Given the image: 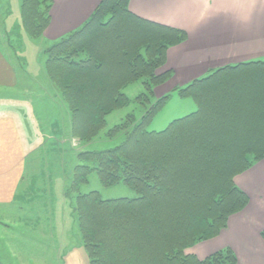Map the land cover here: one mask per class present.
<instances>
[{
  "label": "trees",
  "instance_id": "obj_1",
  "mask_svg": "<svg viewBox=\"0 0 264 264\" xmlns=\"http://www.w3.org/2000/svg\"><path fill=\"white\" fill-rule=\"evenodd\" d=\"M20 1L22 23L6 30V39L22 41L25 31L30 39L40 40L51 20L53 0ZM186 39V31L132 12L129 0H102L79 28L42 51L44 72L61 82L71 101V129L80 140L99 133L108 113L129 105L125 87L141 79L145 84L134 99L147 105L140 121L121 145L79 153L81 161L94 165L78 164L65 193L70 200L71 193L95 171L103 185L122 181L138 194L114 199H103L98 191L77 195L74 213L90 264H143L146 258L154 264H237L231 248L204 259L185 249L218 236L229 217L249 203L234 177L264 158V60L214 69L180 87L176 91L191 97L196 110L174 119L163 130H149L171 97L167 93L151 102L153 87L172 76L171 71L157 75L155 70L165 64L168 49ZM22 46L20 42L19 49ZM11 51L24 67L19 50L11 47ZM240 79L248 80L244 90H252V96L257 93L256 105L233 101L229 86ZM220 96L229 103L223 104ZM236 118L240 124H234ZM228 119L225 129L230 138L224 134L215 139L213 120L224 124ZM118 127L114 129H127ZM233 128L239 134L236 137H231ZM242 137L244 143L236 146ZM214 151L220 157H213ZM166 197L173 201L170 206L163 202ZM261 236L264 239V230Z\"/></svg>",
  "mask_w": 264,
  "mask_h": 264
},
{
  "label": "crops",
  "instance_id": "obj_2",
  "mask_svg": "<svg viewBox=\"0 0 264 264\" xmlns=\"http://www.w3.org/2000/svg\"><path fill=\"white\" fill-rule=\"evenodd\" d=\"M101 1L53 0L51 20L43 37L31 39L39 53L79 28ZM20 6L21 1L17 7ZM2 7L5 6L0 3ZM6 7L10 9L11 4L7 6L6 3ZM129 8L145 19L187 32V40L169 48L167 56V64L176 70L178 78L185 80L183 83L204 75L220 62H245L264 57L243 54L251 51L246 48H264V0H129ZM6 30V23L0 22V87L12 89L20 85V80L36 79L37 76H34L36 71L32 69L33 61L27 57V50L19 51L25 59L24 67L18 64L5 42ZM230 48H236V51L230 54ZM228 54L230 56L226 58ZM4 110L7 109H0V210L3 213L0 225L20 224L18 226L31 239L34 238L31 235H38L39 224L45 222L49 225L42 232L48 231L53 239L59 241L64 231L63 202L70 188V172L64 164L68 150L63 151V147L42 150L46 145L42 146L37 134L36 137L35 134L23 135L19 125L21 114L1 112ZM49 123V126H44L48 130L41 126L39 132L47 138L54 136L56 140L55 136H60L62 130L59 119H52ZM54 125H58L56 134L55 131L53 134ZM23 126L26 127L24 122ZM65 129V137H68V124ZM33 137L37 144L32 146ZM68 161L66 158L65 163ZM235 183L248 195L249 203L242 211L229 217L227 227L218 236L195 245L190 253L203 259L221 249L231 248L237 256V264H264V239L261 236L264 230V158L238 174ZM37 200L43 203L35 208ZM13 207L19 210L15 215L8 214L6 208ZM46 207L50 211L44 216L39 215V209H43L42 214ZM13 236L5 235L4 251L0 246L3 264H22V256L29 257L30 264L35 256L46 254L43 241L40 240L39 253L32 245L14 243L11 240ZM13 239L18 238L14 236ZM6 251L11 257L5 255Z\"/></svg>",
  "mask_w": 264,
  "mask_h": 264
},
{
  "label": "rangeland",
  "instance_id": "obj_3",
  "mask_svg": "<svg viewBox=\"0 0 264 264\" xmlns=\"http://www.w3.org/2000/svg\"><path fill=\"white\" fill-rule=\"evenodd\" d=\"M0 3L5 6L0 8L1 12H4L0 14V22L5 24L6 27H8V32L12 31V27L15 26V23L21 24L22 22V16H21V6L18 8L17 5L20 4V0H0ZM11 4V8L6 7ZM8 10V11H7ZM0 12V13H1ZM16 33V28L13 29ZM70 33V32H69ZM187 33V32H186ZM8 36V33H7ZM9 37V36H8ZM188 38V34H187ZM187 40V39H186ZM185 40V41H186ZM185 41L181 42L180 44L184 43ZM6 44L8 46V49L11 50V47L15 51H20V42H23V51L26 52L27 50V57L32 59L33 61V67L32 69H35V73L37 76L36 79L34 78H26L24 81L20 80V85L16 88H3L0 87V109H7L1 112L6 113H12V114H21V120H19V125L21 127V131L23 132V135L26 133L31 134L32 136L36 137L39 140L40 143H43L42 146H45L42 150H51L53 148L60 149L63 147V151L68 152V156L66 157L68 163L66 162V158H64V164L65 167L69 170L70 174V187L72 185L74 174H75V168L78 164H88L91 167H93L94 163L91 161H81L78 157L79 153L84 151H98V150H104L113 148L116 146L121 145L126 138L128 137V134L132 131V128L137 125V123L140 121L141 116L143 115L144 111L147 110V105L142 102L139 103L136 100H134L138 95H140L144 90L145 84H143V80L141 79L139 82L131 83L127 87L123 89V93H125L130 99L131 102L129 105L117 108L110 113H108L105 116V126L97 133L95 136L92 137H86L82 140L78 139L77 137H73L72 132V123H73V108L71 105V101H69L65 95V89L64 86L61 84V82L55 77L51 79L43 70V65L46 60V55L42 52L39 53V51L36 49V45L31 41V39L25 34V31H22V41H19L16 37H9V39H6ZM26 43V44H25ZM180 44L174 45L178 46ZM172 46V47H174ZM10 47V48H9ZM171 48V47H170ZM236 48H230V54L232 52H235ZM250 49L251 51H245L243 54H248V56H255V55H264V48H246ZM169 50V49H168ZM230 54L226 55V58L230 56ZM168 56V51H167ZM253 60H264V57L262 58H254ZM249 61V60H248ZM244 61H239L235 63H223L220 62V64H214V68H210L211 70L223 68L226 66H229L231 64H239ZM166 71H171L172 76L169 80L166 82L159 84L157 86L153 87V94L150 98L151 102H154L158 98L162 97L163 95L170 93V98L167 102V104L159 111V113L154 118L151 125L148 127L149 130L154 131H160L165 129L168 124L173 121L174 119L183 117L193 111L196 110L197 105L195 101L191 97H183L179 94L177 89L180 87H185L188 83H190L192 79L189 82L183 83L182 81H185L184 79H181L177 77L176 70L167 64V59L165 64H163L161 67L157 68L155 70V73L157 75L162 74ZM178 71V70H177ZM209 70L202 76L207 75ZM104 71H101L99 74H104ZM200 76V77H202ZM199 78V77H197ZM145 79V78H144ZM148 79V78H147ZM36 80V81H35ZM34 81V83L32 82ZM248 81V80H246ZM243 80H239V82L233 83L232 86H229L233 101L237 99L238 100H244L251 101L252 104L256 105L258 98L256 97L257 93L252 96L253 92L252 90H244L243 88L245 85H248V83ZM28 82V83H26ZM39 82V83H37ZM26 83V84H25ZM257 92V91H256ZM251 93V94H249ZM255 93V91H254ZM248 97H251L249 100ZM143 101L146 102V100L143 99ZM220 101H223V104L229 103V99L223 96H220ZM219 101V102H220ZM249 104V103H247ZM259 104L256 107V110L259 109ZM238 107V104L236 105ZM72 109V110H71ZM264 114V111L262 112ZM235 115V114H234ZM261 114H258L257 117L254 119L257 121V118ZM26 116V117H25ZM59 119V124L62 127L61 135L55 136L56 140L51 137L47 138L42 132H39V128L44 126H49V122L52 119ZM230 119V118H229ZM229 119L226 123L223 124V122L219 121L216 123V120H213V123L215 124L213 127V135H215L219 138H224V134L229 137L228 131L225 129V124L229 122ZM262 120H264L263 117H261ZM58 121V120H57ZM67 121V122H66ZM23 122L25 123L26 127L23 126ZM234 124H240L239 119L233 120ZM55 124V123H54ZM66 124L69 125V132L68 137H65L66 134ZM125 125L127 126V129H116L119 128L118 126ZM115 128V129H114ZM247 128V127H246ZM25 129V130H24ZM45 130H48V127H44ZM64 129V130H63ZM38 130V131H37ZM58 130V125L53 126V134L55 131ZM112 131V132H111ZM38 132V133H37ZM49 135V134H47ZM232 135L231 137H236L239 135L237 133V129H232ZM33 137L32 140V146L37 144L36 138ZM218 139V138H217ZM35 140V141H34ZM240 142L237 141L235 144L236 146L241 145L244 143L245 138H240ZM217 141V140H215ZM209 142V139H208ZM212 142V141H211ZM209 144V143H208ZM39 145V144H38ZM41 145V144H40ZM216 151L213 152V157H220L217 156ZM216 161V160H212ZM65 171V170H64ZM237 175H235L236 177ZM234 177V181H235ZM87 182L80 185L78 188V191L76 193H71L70 200H66V194H65V201L63 202L64 207V231L62 238L57 241L56 239H53L51 235L46 232H42L43 228L48 227V223H40L39 229H38V235H31L27 236L24 231L18 226L14 225H7V226H1L0 225V246H3V251L5 250V235L6 234H13L18 239H13L14 236L11 238V240L16 244H22L25 243L27 246L32 245L35 250H37L39 253H41V246L39 243L43 241L45 245L46 254L44 256H35L32 262L30 264H90V256L87 251V249L84 246V242L82 240V234L79 230L78 225V217L74 213V208L76 205V197L79 194H86L90 191H98L101 198L103 199H114V198H121V197H136L138 194L135 190L124 184V182L116 183L112 186H105L102 184L97 172L93 171L91 172L87 177ZM179 189V188H178ZM35 196V194L33 195ZM163 202H165L168 206L173 202L172 199L166 197L164 198ZM56 201V199H55ZM37 206L35 208H38V206L42 205V200L36 201ZM162 205V202H161ZM18 208H6V211L10 215H15L18 211ZM41 210L39 209V215L44 216L50 211V208L46 207L44 209V212L41 214ZM3 216V213L0 210V216ZM196 218V217H195ZM192 220H195L194 218ZM6 225V224H5ZM172 235V234H170ZM24 236V237H23ZM22 237V239L20 238ZM169 237V236H167ZM52 238V239H51ZM166 237H163V241H168L165 239ZM22 240V241H21ZM41 240V241H40ZM205 241V240H204ZM202 242V241H201ZM198 242L197 244H199ZM195 244V245H197ZM188 247L185 249V253H190L192 248L195 247ZM146 247L147 244H145ZM164 247L165 243H164ZM150 249V248H148ZM7 257H11L6 251L5 254ZM195 255V254H194ZM24 263L20 260V263L22 264H29V257L22 256ZM21 258V259H22ZM201 259V258H199ZM204 259V258H203ZM144 259H142L143 261ZM141 261V262H142ZM143 264H154L152 261L150 262L149 259L146 258L144 260Z\"/></svg>",
  "mask_w": 264,
  "mask_h": 264
}]
</instances>
